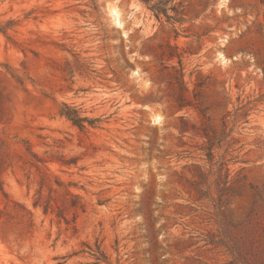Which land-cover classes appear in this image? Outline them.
Listing matches in <instances>:
<instances>
[{
    "label": "rangeland",
    "instance_id": "rangeland-1",
    "mask_svg": "<svg viewBox=\"0 0 264 264\" xmlns=\"http://www.w3.org/2000/svg\"><path fill=\"white\" fill-rule=\"evenodd\" d=\"M174 3L0 0V264H264V0Z\"/></svg>",
    "mask_w": 264,
    "mask_h": 264
},
{
    "label": "trees",
    "instance_id": "trees-1",
    "mask_svg": "<svg viewBox=\"0 0 264 264\" xmlns=\"http://www.w3.org/2000/svg\"><path fill=\"white\" fill-rule=\"evenodd\" d=\"M142 1H144L148 5L149 9L154 13L156 18L158 19H160L161 15H164L168 19L173 18V16L169 13V10H172L175 13H181L182 15H185V13L183 12L184 9L181 12H178L177 3H174L175 0H142ZM3 29H5V27L0 26V30H3ZM177 101H178L179 108H182L185 105H191L190 103H183V98L181 94L177 97ZM60 113L61 115L65 116L70 121H72V123L76 125L77 127H79L80 129L85 128L86 124L93 126L97 122L100 121L98 118H89L88 116L83 115L80 109L66 102L62 103L61 108H60ZM208 135L209 134L205 133V136L208 137V139H210ZM37 161L42 162L40 158H37ZM48 181H49L48 177L42 178L41 190L39 191L38 199L34 202V205L42 206L45 213L55 212L58 218L65 220V222L69 224L71 222V219L68 216L69 211H72V213L74 214V219H75L76 212L79 209L83 210L84 205L81 204V202H79L77 195L72 193L70 190H67L65 199L63 200L62 204H59L56 201V198L53 194L54 190L52 189ZM57 184L58 186H62L63 182L58 180ZM45 185H48L49 187V194L46 197L42 193V189ZM69 196H70V199H69ZM66 201H67V205H65ZM233 251H234L233 255L235 253H238L236 249H233Z\"/></svg>",
    "mask_w": 264,
    "mask_h": 264
},
{
    "label": "bare ground",
    "instance_id": "bare-ground-1",
    "mask_svg": "<svg viewBox=\"0 0 264 264\" xmlns=\"http://www.w3.org/2000/svg\"><path fill=\"white\" fill-rule=\"evenodd\" d=\"M110 11L112 12V15L114 16L115 23L120 27L124 29L125 23L123 20V13L116 5L112 4L110 6ZM124 34H126V31H124ZM162 117L161 115L157 114L156 119L160 120Z\"/></svg>",
    "mask_w": 264,
    "mask_h": 264
}]
</instances>
